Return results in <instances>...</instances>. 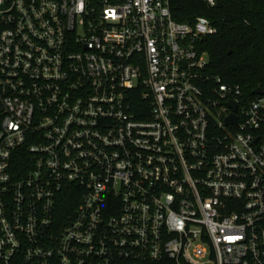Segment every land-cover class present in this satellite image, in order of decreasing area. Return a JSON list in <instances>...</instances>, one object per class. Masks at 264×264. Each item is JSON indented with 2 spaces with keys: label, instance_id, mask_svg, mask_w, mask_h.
I'll use <instances>...</instances> for the list:
<instances>
[{
  "label": "built area",
  "instance_id": "1",
  "mask_svg": "<svg viewBox=\"0 0 264 264\" xmlns=\"http://www.w3.org/2000/svg\"><path fill=\"white\" fill-rule=\"evenodd\" d=\"M172 1L0 0V264H264V93Z\"/></svg>",
  "mask_w": 264,
  "mask_h": 264
},
{
  "label": "trees",
  "instance_id": "2",
  "mask_svg": "<svg viewBox=\"0 0 264 264\" xmlns=\"http://www.w3.org/2000/svg\"><path fill=\"white\" fill-rule=\"evenodd\" d=\"M174 19L194 25L208 19L218 34L198 43L209 57V73L226 84L239 85L247 96L264 91V0H173Z\"/></svg>",
  "mask_w": 264,
  "mask_h": 264
},
{
  "label": "water",
  "instance_id": "3",
  "mask_svg": "<svg viewBox=\"0 0 264 264\" xmlns=\"http://www.w3.org/2000/svg\"><path fill=\"white\" fill-rule=\"evenodd\" d=\"M264 91L262 89H258L254 92V96H258V95H263ZM234 110H237V105L233 106ZM232 124H237V119L235 116H232L231 119H228L226 125H232Z\"/></svg>",
  "mask_w": 264,
  "mask_h": 264
}]
</instances>
